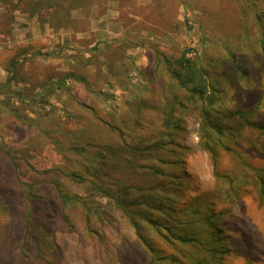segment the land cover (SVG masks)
Instances as JSON below:
<instances>
[{"label":"trees","instance_id":"16d2710c","mask_svg":"<svg viewBox=\"0 0 264 264\" xmlns=\"http://www.w3.org/2000/svg\"><path fill=\"white\" fill-rule=\"evenodd\" d=\"M3 1L14 12L24 5L30 17L50 12L41 25L58 30L71 27L72 9L86 8L93 0ZM3 18L1 13L0 25ZM258 18L264 24V16ZM5 48L11 54L4 61L8 78L2 93H13L7 103L15 99L17 105L9 112L12 140L0 138V264H11L13 255V264H65L72 238L77 246L91 248L97 264H233L244 239L250 245L247 264H259L251 255L256 243L249 231L224 226L221 213L213 203L207 207V200L185 201L190 176L183 156L189 147L178 140L186 130L185 116L197 114L200 145L215 174L221 175L222 150L233 153L244 170L241 177L225 175L232 199L240 202L252 193L264 207V167L237 144L222 141L229 127L225 118L233 127L237 121L239 137L253 123L241 111L208 107L215 96L192 59L179 58L170 67L172 61L163 54L156 57L141 71L150 83L149 95L140 94L141 101L133 99L128 113L110 118L87 87L83 96L71 92L73 69L57 76L30 46ZM81 78L85 86L91 80L101 88L104 79L122 91L140 93L121 68L107 73L98 66L95 75ZM13 84L21 89L14 91ZM42 88L46 92L38 98ZM56 92L58 104L51 105L48 98ZM257 144L251 143L250 150L256 152ZM68 181L100 193L107 202L72 190ZM122 222L133 230L134 242L118 234Z\"/></svg>","mask_w":264,"mask_h":264},{"label":"rangeland","instance_id":"374dc122","mask_svg":"<svg viewBox=\"0 0 264 264\" xmlns=\"http://www.w3.org/2000/svg\"><path fill=\"white\" fill-rule=\"evenodd\" d=\"M114 2L122 20L114 21L116 35L106 31V12L115 10L108 0H93L86 8L72 9L70 28L52 29L44 35L39 26L50 17V12L30 17L25 13L24 5L14 12L11 3L0 0V14L4 15V22L0 25V138L12 140L8 129L11 121L9 112L17 105L15 99L7 103L13 93H2L6 90L4 83L8 78L4 61L11 54L4 46H30L31 51L39 53L40 63L57 76L73 69L75 77L69 83L71 92L83 96L88 89L95 94L98 108L108 112L110 118L128 113L133 108V99L141 101L140 94L149 95L150 83L141 71L163 54L172 61L170 67L177 65L179 58L186 57L194 61L197 69L203 70L202 75L210 85L209 92L215 96V102L208 107L241 111L252 121L254 129L244 128L247 133L239 137L235 132L238 130L237 121L233 127L230 118H225L223 121L229 127L222 135V141L229 146L237 144L254 164L264 167V24L258 18L259 15L264 16V0ZM10 12H14V19L9 17ZM46 53L52 55L47 56ZM76 65L77 68L74 67ZM98 66L107 73L121 68L129 76L127 83L140 93L122 91L116 83L104 79L99 82L103 85L101 88L91 80L85 86L81 77L95 75ZM161 74H166V70L163 69ZM190 87L192 89L194 84ZM20 89L21 85L13 84L14 91ZM65 89L64 93H67ZM38 91L37 97L42 98L46 90ZM174 92L172 89L171 94ZM48 99L51 105H57V92ZM192 110L196 112L194 107ZM185 124L183 138L178 141L189 147L183 156L190 176L185 190L186 203L207 200V207L213 203L215 210L221 213L224 226L234 225L240 231H249L256 243L255 252L251 255L258 258L259 264H264V207L252 193L236 202L229 194L230 187L225 179V175L241 177L244 172L241 163H237L233 153L222 150L221 175H216L208 152L200 145V117L187 115ZM257 141L256 152L251 151L249 146ZM246 181L244 178L240 183ZM67 184L78 193L90 194L102 203L107 202L100 193L89 192L84 185L70 181ZM127 224L122 222L119 225L118 234L134 242V232ZM69 245L65 264H97L91 248L77 246L75 238ZM249 249L250 245L240 239L241 254L233 264H247ZM10 262H15V255Z\"/></svg>","mask_w":264,"mask_h":264},{"label":"crops","instance_id":"0c3cea01","mask_svg":"<svg viewBox=\"0 0 264 264\" xmlns=\"http://www.w3.org/2000/svg\"><path fill=\"white\" fill-rule=\"evenodd\" d=\"M115 1V0H114ZM113 0H108V2L110 3V6H113L115 8V10H108L106 12V15H105V18H106V31L109 33V34H112V35H116L115 33V25H114V21L115 20H119V11L116 7V3L114 2ZM119 18V19H118ZM111 20V22H110ZM120 22H122V20L120 19ZM111 23V24H110ZM39 30H41V33L42 34H47L49 32V30H52L49 28V25H47L46 27L43 28L42 25L39 26ZM124 30V28H123ZM122 30V31H123Z\"/></svg>","mask_w":264,"mask_h":264}]
</instances>
